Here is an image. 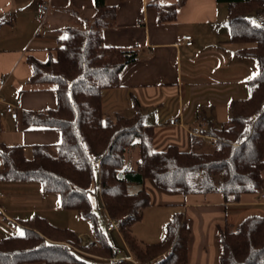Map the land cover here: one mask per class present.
<instances>
[{
    "label": "trees",
    "instance_id": "16d2710c",
    "mask_svg": "<svg viewBox=\"0 0 264 264\" xmlns=\"http://www.w3.org/2000/svg\"><path fill=\"white\" fill-rule=\"evenodd\" d=\"M217 1L227 7V42L243 45L235 54L254 58L256 72L246 81L247 96L228 103L225 123L194 131L188 149L173 143L155 149L154 125L145 123L135 96L130 115L103 111L102 92L117 88L123 67L137 58L136 50L103 42L101 28L110 8L103 0H95L90 28L64 30L55 59L27 56L32 67L27 82L55 84L56 106L23 111V121L57 130L61 139L56 145L28 147L0 143V180L37 182L43 191L56 193L63 209L90 222L92 242L81 245L76 231L34 214L22 220L23 234L0 238V264H86L80 252L105 259L120 254L98 225L95 209L106 220L121 219L122 239L141 264H187L191 228L185 211L173 212L156 242L143 243L132 233L150 204L145 180L166 193L220 192L225 202L264 192V27L250 17L264 13V0ZM184 2L155 5L157 21L173 20ZM5 22L0 18V25ZM131 147L137 156L135 166L127 168ZM216 235L218 264H264V214L247 215L235 226L219 225Z\"/></svg>",
    "mask_w": 264,
    "mask_h": 264
},
{
    "label": "crops",
    "instance_id": "0c3cea01",
    "mask_svg": "<svg viewBox=\"0 0 264 264\" xmlns=\"http://www.w3.org/2000/svg\"><path fill=\"white\" fill-rule=\"evenodd\" d=\"M40 1L0 0V18L7 21L0 25V79L4 80L0 85V96L13 104L18 114L15 119L11 118L0 104V134L6 132L0 137V143L7 145L28 147L60 142L59 131L34 127L23 121V111L56 106L55 84L27 82L32 73L27 56L32 55L40 61L50 56L55 59L58 39L65 36L66 28H90L93 25L95 0H44L49 8L42 20L38 8ZM175 2L103 0L110 7L101 28L103 42L122 50H136L137 58L123 67L117 88L102 92V107L106 115L116 111L130 115L132 97L135 96L144 113V108L159 107L164 101L173 100L175 94V113L155 112L148 121L144 113V120L147 125H154L155 145L162 141L165 145V141H169L180 149H187L190 134L210 123L217 126L211 110L208 116L207 110L198 112L197 107L205 101L208 108L214 109L219 101L228 104L233 99L247 96L246 81L255 72L227 42L229 26L224 2L185 0L173 20L157 21L155 5ZM186 34L191 36L190 45L182 39ZM185 97L196 103L194 110L187 112L188 104L184 108ZM172 117H180L181 125L168 124ZM226 120H221L222 125ZM145 185L149 186L148 180ZM0 192L4 193L0 200L3 221L9 220L11 225L22 227V220L34 214L47 218V214L41 212L47 206V192L39 183L0 180ZM157 192V189L152 190L153 196L149 192L147 208H160L167 219L163 223L166 224L177 210L185 211L189 218L191 234L187 264H218L217 226L225 223L235 226L247 215L264 214V192L242 193L236 201L229 202H225L220 192ZM76 233L81 245L92 242L91 234ZM154 234L155 239L163 236L161 230Z\"/></svg>",
    "mask_w": 264,
    "mask_h": 264
},
{
    "label": "rangeland",
    "instance_id": "374dc122",
    "mask_svg": "<svg viewBox=\"0 0 264 264\" xmlns=\"http://www.w3.org/2000/svg\"><path fill=\"white\" fill-rule=\"evenodd\" d=\"M259 14H262V13H259ZM255 15L256 14H253L250 16L253 21H255L254 20ZM262 15H264V13ZM231 45H233L236 49L243 46L242 44H239V43L238 44L231 43ZM245 60L248 63L247 64L248 67L251 66L252 69L254 70V72H256V61H255V59L251 57V58H246ZM176 97L177 96L174 94V96L172 98L173 100H171L170 102H168V100H166L159 107H153L152 106L149 108H144L145 120L148 121V117L151 115L155 116V112L157 113V112H161V111H171L172 113H175L176 109L174 110V108H176L175 106L177 103V100H175ZM185 104L189 105L187 112H189V110L191 111L192 108H193L192 110H194V108L197 107L195 105L196 103L194 104L193 100L192 101L188 100V97H185V100L183 103L184 108L186 106ZM198 105H199V103H198ZM191 106H193V107H191ZM202 109L207 110L208 116H210V110H211V112L216 116V118H214V119L216 120L217 127H220L222 125L221 120L222 121L226 120V118L228 116V113H226V109H228V104L224 101H219L218 106L215 107L214 109H212L211 107L208 108V104L204 101V103H202L201 105H199L197 107V111L200 112ZM173 118L177 119V121H178L177 124H175V125H179L180 124V122H179L180 117H173ZM209 119H211V117H209ZM156 120L157 119L155 118L154 123L156 122ZM5 133L6 132H3V134H0V137L4 136ZM163 143H164V141L158 143L157 145H155L153 143L154 144L153 147L157 150H163L166 148L167 145L170 144L169 141H165V145H163ZM209 144H210V141L207 140V146H205V149H208L210 147ZM49 150L53 154L56 153V148H52ZM199 150H203V148L199 149ZM136 156H137V148L136 147H131V148L127 149L126 155H125V167L133 168L135 166ZM0 166H1V163H0ZM148 182H149V186H147L146 189L153 196L152 190H155L157 188H155L154 185L150 181H148ZM157 191H159L157 193H160L159 189H157ZM92 200L94 203V199H92ZM46 208L43 207V209H41L43 211H41V212H45V214H47V219L48 220L50 219V221L53 224L55 223L56 226L64 227V228H70L74 231L82 232V235L90 234V222L87 219L81 217L75 210L63 209L60 206L59 197L56 193L47 192V206H46ZM161 211L162 210H160V208H153V207L144 209V215H142L143 218H141L139 221H136L131 226L132 233L136 237L138 236L137 238H140L144 242H156V241L160 240L162 237H160L159 239L158 238L155 239L154 233L156 232V230H161L164 234L165 223H163L162 221L167 220V219H164L165 216L163 217V214L161 213ZM95 212H96V218L98 221V225L102 228V230L105 231L106 225H107V222L109 221V219L106 220V216H104L103 212L100 209H95ZM0 225H2L1 226L2 228H0L1 229L0 232L4 231V233H0V238L4 237V236H8V235H19V234L23 233V226L22 227L21 226H18V227L13 226L9 223V220L3 221L0 218ZM10 227H13V228H10ZM106 234H107L109 243L113 247H115L116 249L119 250L120 256H129L130 255L132 257L133 261L127 260L125 264H141L139 261H137L135 259L132 251L127 246V244L123 241L122 234H121L119 227L117 225H116L115 229H113L111 231H106ZM91 240H92V236H91ZM148 240H154V241H148ZM80 244H81V242H80ZM78 255H79V257H81L82 259L85 260L86 264H105V263L108 264L106 260L109 257L106 259L105 258H98L96 256H92L90 254H84L81 252Z\"/></svg>",
    "mask_w": 264,
    "mask_h": 264
},
{
    "label": "built area",
    "instance_id": "2783aa9c",
    "mask_svg": "<svg viewBox=\"0 0 264 264\" xmlns=\"http://www.w3.org/2000/svg\"><path fill=\"white\" fill-rule=\"evenodd\" d=\"M38 8L40 11V18L42 20L47 13L49 5L46 1L41 0L38 3ZM254 20L258 26L264 27V15L257 13L254 17ZM182 39L186 45L191 44V36L189 34L183 35ZM3 82H4V80L1 78L0 79V85H2ZM0 104H2L4 112L6 114H8L11 118L15 119L17 117L18 114H17L15 106L13 104L5 101L1 96H0ZM177 122H178L177 119H175L173 117L169 118V120H168V123L170 125H175V124H177ZM3 196H4V193L0 192V200ZM260 196L262 197L263 195L261 194ZM120 221H121L120 218L109 219V221L107 222V225H106V230L111 231V230L115 229L116 225L119 227ZM127 260L133 261V259L130 255L129 256L113 255L107 259V263L108 264H125Z\"/></svg>",
    "mask_w": 264,
    "mask_h": 264
},
{
    "label": "snow or ice",
    "instance_id": "6c2138e0",
    "mask_svg": "<svg viewBox=\"0 0 264 264\" xmlns=\"http://www.w3.org/2000/svg\"><path fill=\"white\" fill-rule=\"evenodd\" d=\"M21 234H23V233H21Z\"/></svg>",
    "mask_w": 264,
    "mask_h": 264
},
{
    "label": "bare ground",
    "instance_id": "6f19581e",
    "mask_svg": "<svg viewBox=\"0 0 264 264\" xmlns=\"http://www.w3.org/2000/svg\"><path fill=\"white\" fill-rule=\"evenodd\" d=\"M107 261V260H106Z\"/></svg>",
    "mask_w": 264,
    "mask_h": 264
}]
</instances>
